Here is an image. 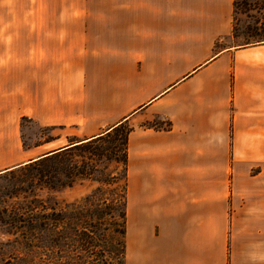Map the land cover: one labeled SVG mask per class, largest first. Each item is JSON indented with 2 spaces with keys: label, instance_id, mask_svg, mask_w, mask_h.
Here are the masks:
<instances>
[{
  "label": "crops",
  "instance_id": "0c3cea01",
  "mask_svg": "<svg viewBox=\"0 0 264 264\" xmlns=\"http://www.w3.org/2000/svg\"><path fill=\"white\" fill-rule=\"evenodd\" d=\"M234 3L0 0V174L127 122L126 264H264L230 212L264 169V43L234 45Z\"/></svg>",
  "mask_w": 264,
  "mask_h": 264
},
{
  "label": "rangeland",
  "instance_id": "374dc122",
  "mask_svg": "<svg viewBox=\"0 0 264 264\" xmlns=\"http://www.w3.org/2000/svg\"><path fill=\"white\" fill-rule=\"evenodd\" d=\"M0 19H4V9H0ZM233 37L234 45L240 47L264 43V0H235ZM22 123L26 145L50 135L48 129L29 119ZM107 132L102 138L66 149L49 160L0 174V264L40 261L41 254L25 241L26 235L32 239L31 233L36 231L30 222L42 205L50 215L44 258L52 264L75 263L80 248L73 237L81 234L87 220L101 228L100 222L104 221L100 218L106 217L107 227H112V215H117L122 206L124 146L121 137L114 144ZM236 173L230 212L238 221L239 241L246 258H264V169H241ZM14 219L17 225L12 223ZM97 227L94 229L98 234Z\"/></svg>",
  "mask_w": 264,
  "mask_h": 264
},
{
  "label": "trees",
  "instance_id": "16d2710c",
  "mask_svg": "<svg viewBox=\"0 0 264 264\" xmlns=\"http://www.w3.org/2000/svg\"><path fill=\"white\" fill-rule=\"evenodd\" d=\"M130 127L127 122H122L114 126L107 132L108 137H113V143L116 144L119 138L124 146V183L122 189V206L119 208L117 215H112V227H107V222L104 220L106 217H101L100 227H97L93 220H87L86 226L82 230L81 234L75 233V240L79 242L80 251L77 254L75 263L73 264H126V252H127V232H128V137ZM104 135L93 138L91 140L82 142L77 145H73L66 149L79 146L81 144L91 143L95 139L102 138ZM64 149V150H66ZM64 150L55 152L53 154L46 155L36 161L49 160ZM35 161V162H36ZM116 208V207H114ZM118 210V209H117ZM107 214V213H106ZM12 223L17 225L16 219ZM59 220V219H57ZM16 222V223H15ZM31 223L32 228L36 231L31 233L30 236L26 235L25 244L29 247L36 248L41 259L36 264H52L51 261L44 256L47 255L46 250L48 248V227L50 225V215L47 212L45 205L37 212L35 220ZM104 225V226H102ZM99 228L98 234L94 229ZM25 237V236H24ZM65 237V236H64ZM78 238V239H76ZM13 259L16 255L11 256ZM116 258L118 262H115ZM9 264H13L10 261ZM35 264V263H34Z\"/></svg>",
  "mask_w": 264,
  "mask_h": 264
}]
</instances>
